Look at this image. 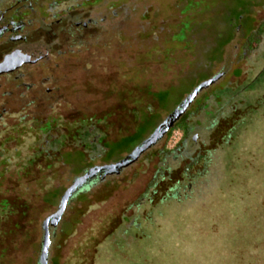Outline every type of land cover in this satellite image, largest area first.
Segmentation results:
<instances>
[{
	"label": "rangeland",
	"instance_id": "374dc122",
	"mask_svg": "<svg viewBox=\"0 0 264 264\" xmlns=\"http://www.w3.org/2000/svg\"><path fill=\"white\" fill-rule=\"evenodd\" d=\"M86 1L22 2L32 37L67 9L96 25L81 43L82 32L64 23L56 46L68 53L45 49L24 67L23 86L0 77V201L10 210L0 216V264H37L42 222L74 179L123 159L131 150L108 153L109 144L149 121L145 139L217 74L134 163L101 182L97 174L82 199L68 200L48 229L46 264H264V0ZM17 6L0 0V12ZM183 27L188 40L173 41ZM177 143L176 161H161ZM206 155L185 200L132 206L160 169L153 199Z\"/></svg>",
	"mask_w": 264,
	"mask_h": 264
},
{
	"label": "flooded vegetation",
	"instance_id": "af4514ba",
	"mask_svg": "<svg viewBox=\"0 0 264 264\" xmlns=\"http://www.w3.org/2000/svg\"><path fill=\"white\" fill-rule=\"evenodd\" d=\"M23 1L25 0H17V8L12 9L10 14H7V11L0 12V77H4L3 86L13 83L14 88L24 85L21 82L24 78V67L30 60L35 61L40 58L45 49L46 56L60 57L68 53L57 50L56 46L55 32L57 29L62 30L64 23L69 25L70 30L82 32L81 43L87 39L90 29L96 25L94 19L67 9L63 14L54 13L53 23L44 28L38 26L36 34L32 37L30 24L27 23L29 20H23L21 13L22 9L25 10L24 7L28 8L22 3Z\"/></svg>",
	"mask_w": 264,
	"mask_h": 264
},
{
	"label": "trees",
	"instance_id": "16d2710c",
	"mask_svg": "<svg viewBox=\"0 0 264 264\" xmlns=\"http://www.w3.org/2000/svg\"><path fill=\"white\" fill-rule=\"evenodd\" d=\"M61 2H68L70 0H59ZM71 1H77V0H71ZM79 5H88V1L86 0H79ZM78 5V6H79ZM187 8L185 11L191 9V7L193 6V3H188V1L186 2L185 5ZM261 23H259L256 27H255V32L258 31L260 29ZM190 30H191V26H190ZM255 32L253 31L252 34H250V36H254ZM180 35H182L183 39L188 40V37L190 34L187 33V29L186 28H179V31L173 35L172 39L175 42H183L184 40L181 39ZM166 93L167 91H160L154 94L155 97V101L157 103V105H161L162 102L164 101V99L166 98ZM178 126H176L177 128H180L182 130V139L184 137V135H186V124L185 121H179L177 122ZM149 125V121H145L143 122L140 127L137 129V131H135L132 135L130 136H126L124 138L119 139L118 141L109 144L111 147L109 148V150L107 151L108 153H113L115 151H117L118 153H122L125 151H129L132 150L136 145H138L143 139L141 138L143 136V133L145 132V127ZM154 125V124H153ZM153 125L151 126L153 128ZM154 129V128H153ZM150 131L152 132L153 130L150 129ZM149 131V132H150ZM171 130H169L167 132V134L170 132ZM141 138V139H140ZM181 140V139H180ZM180 142V141H179ZM135 145V146H134ZM133 146V147H132ZM179 143L176 144V146L173 149H170L168 151H165L164 153L160 154L159 158L161 161L166 160L167 158L176 161L177 157L175 156V151L178 148ZM132 147V148H131ZM208 155H206V158H202L200 156L195 157L194 159H191L189 164L186 165V167H184L181 170L180 173V178L179 180H176L172 183H170L165 190L163 191V193L161 194V196L158 199H153V194L156 193V188L158 186V183H160L161 181L164 180V176L162 173V169H160L156 175L151 179V181L146 185L144 191L142 192V194L137 198V200L133 203L132 206L134 205H140L142 202L146 201L149 204L153 205L157 202H162L165 200H185L184 198L186 196H180V194L182 192L187 193L188 190L192 189L191 187H194L193 185L195 184L196 181H200L201 179H203V175H204V171H206L209 167V162H210V158ZM208 159V161H207ZM197 166V170L192 172V174L187 175V171L193 169V167ZM167 173L168 170H167ZM206 174V173H205ZM1 175V172H0ZM168 175V174H167ZM167 177V176H166ZM1 181V180H0ZM94 182V181H89L87 182L85 185H83L73 196L78 197L79 199H82L85 195L86 190L89 188L90 184ZM195 188V187H194ZM211 185L210 187L207 189L205 188L204 191L205 192H209L211 189ZM202 190H200L198 192V195L203 194ZM4 206L3 210H4V214L0 215L2 216L1 218H3L4 216L10 214V210H9V205L6 203V201L1 200L0 201V207ZM0 218V219H1Z\"/></svg>",
	"mask_w": 264,
	"mask_h": 264
},
{
	"label": "water",
	"instance_id": "95a60500",
	"mask_svg": "<svg viewBox=\"0 0 264 264\" xmlns=\"http://www.w3.org/2000/svg\"><path fill=\"white\" fill-rule=\"evenodd\" d=\"M221 74L199 83L192 89L179 104L159 123L153 131L143 139L137 146H135L123 159L114 164L104 165L100 167H93L86 171L83 175L74 179L72 184L63 192L60 197L56 211L49 215L41 225L42 241L40 244V251L38 255L37 264H46L47 253L49 248V230L53 229L58 223L64 207L68 200L91 178L100 174L98 182L102 181L108 176L117 175L121 170L134 163L137 158L146 151L149 147L153 146L160 138L172 127L178 118L185 112L186 108L190 105L196 95L210 86L220 78Z\"/></svg>",
	"mask_w": 264,
	"mask_h": 264
}]
</instances>
